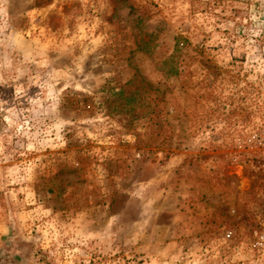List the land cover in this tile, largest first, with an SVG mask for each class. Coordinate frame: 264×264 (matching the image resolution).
I'll return each mask as SVG.
<instances>
[{"label": "rangeland", "instance_id": "1", "mask_svg": "<svg viewBox=\"0 0 264 264\" xmlns=\"http://www.w3.org/2000/svg\"><path fill=\"white\" fill-rule=\"evenodd\" d=\"M0 264H264V0H0Z\"/></svg>", "mask_w": 264, "mask_h": 264}]
</instances>
